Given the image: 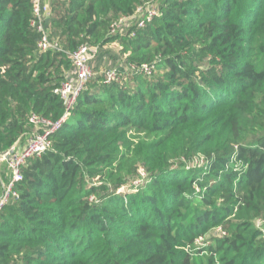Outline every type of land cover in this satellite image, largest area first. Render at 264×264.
I'll use <instances>...</instances> for the list:
<instances>
[{
    "label": "trees",
    "instance_id": "trees-1",
    "mask_svg": "<svg viewBox=\"0 0 264 264\" xmlns=\"http://www.w3.org/2000/svg\"><path fill=\"white\" fill-rule=\"evenodd\" d=\"M149 3L158 14L136 36L110 34ZM50 8L62 51L41 52L32 0H0V153L34 132L33 113H65L54 90L73 70L68 53L98 47L95 75L0 212V264H187L179 247L212 228L225 235L197 264H264L255 223L264 216V0H50ZM118 42L126 60L112 63L106 48ZM144 64L156 66L152 76L130 69ZM114 69L125 79L106 84ZM197 154L207 167L175 163Z\"/></svg>",
    "mask_w": 264,
    "mask_h": 264
},
{
    "label": "built area",
    "instance_id": "built-area-1",
    "mask_svg": "<svg viewBox=\"0 0 264 264\" xmlns=\"http://www.w3.org/2000/svg\"><path fill=\"white\" fill-rule=\"evenodd\" d=\"M32 4L34 18L31 21V26L42 35L39 41L40 51H62L59 40H52L50 37L49 24L47 25V20L51 16L50 5L45 4L44 0H32ZM157 14L158 10L152 3L139 7L134 15L124 17L112 24L110 34L123 35L126 30H129L132 32L130 36L134 37L136 36V31L145 28L147 23L151 22ZM135 27L137 30L134 29ZM97 53L98 47H93L89 44L80 46L73 53H68L73 64V70L66 80L54 90V93L64 103L65 113L57 120L33 113L30 117V124L34 128V132L27 140L25 147L19 150V141L14 147L2 155V161L7 162L10 175L7 176V180H1L3 194L0 197V212L13 199L19 198L16 187L23 180V168L31 159L43 157L52 148L53 136L68 124L80 94L95 75L91 67V62ZM130 69L132 72H140L149 77L154 74L156 66L144 64L141 67H137L131 65ZM123 76L125 75L116 69L110 70L106 73L104 82L109 84L120 81Z\"/></svg>",
    "mask_w": 264,
    "mask_h": 264
},
{
    "label": "rangeland",
    "instance_id": "rangeland-1",
    "mask_svg": "<svg viewBox=\"0 0 264 264\" xmlns=\"http://www.w3.org/2000/svg\"><path fill=\"white\" fill-rule=\"evenodd\" d=\"M156 8L158 5H156ZM93 46V45H91ZM93 47H96V46H93ZM107 50L111 51L112 55H113V60H112V63L113 62H116L121 60V63L124 62V60H126V56H123L121 57V46L118 43H112V44H109L108 47L106 48ZM115 55L117 57H119L118 59L115 60ZM119 62V67H120V64ZM108 67H111V68H115L114 65H112L111 63H109L107 65ZM122 66V64H121ZM125 69V71H128V68L127 67H123ZM104 69V68H103ZM105 71V70H104ZM99 75V74H98ZM126 76H124L122 79H125ZM121 79V80H122ZM120 80V81H121ZM222 123H223V120L222 119H216L215 120V129L213 130L214 134H215V138L219 139L218 137H221V136H218V132H220V129H221V126H222ZM209 124H204L202 126H198V128L201 130L200 132H203V135L206 134L205 131H202L205 127H208ZM211 127V126H209ZM187 129H190L189 127ZM182 131L184 130H181V131H177V133L175 132L173 135H171V137H168L167 138V145L168 146H171L170 143L173 142L175 144H177L178 142V138L180 137ZM199 132V131H198ZM31 135H28L27 137H25L23 140H21V142H23L25 145L27 143V140L29 139ZM143 137V136H142ZM153 141V140H152ZM151 141V142H152ZM154 141H157V140H154ZM26 142V143H25ZM24 145V146H25ZM177 164H185L187 168L189 169H196V168H199V167H207V159H206V156L204 154H197L195 155L191 160H185L184 158L182 159H177L175 160ZM8 164L6 161H1L0 162V183H1V180H7V176L10 175L9 173V169H8ZM140 172H141V178L134 181L133 182V186L134 187H142L144 184H145V177H146V174H145V171L143 169H140ZM3 194V189H2V186L0 184V197L2 196ZM256 225L257 227H259L263 232H264V216L262 217H258V219L256 220ZM225 234L223 233V231L220 229V228H212V229H209L204 235L200 236V237H197L193 242H187L184 246H181L179 247V252H181V254H183L184 257H186L185 259V262L187 264H197L196 260H197V254L199 253V251L208 246L209 244L212 243L213 241V238L214 237H219V236H224Z\"/></svg>",
    "mask_w": 264,
    "mask_h": 264
},
{
    "label": "crops",
    "instance_id": "crops-1",
    "mask_svg": "<svg viewBox=\"0 0 264 264\" xmlns=\"http://www.w3.org/2000/svg\"><path fill=\"white\" fill-rule=\"evenodd\" d=\"M44 3L50 5V0H44ZM23 142H24V141H23ZM23 142L20 141V143H19V145H18L19 150H21V149H23V148L25 147V146H24L25 144H24ZM25 143H26V142H25Z\"/></svg>",
    "mask_w": 264,
    "mask_h": 264
},
{
    "label": "water",
    "instance_id": "water-1",
    "mask_svg": "<svg viewBox=\"0 0 264 264\" xmlns=\"http://www.w3.org/2000/svg\"><path fill=\"white\" fill-rule=\"evenodd\" d=\"M49 23H50V19L47 20V25H48ZM4 154H5V153H4ZM2 155H3V154L0 153V162L2 161Z\"/></svg>",
    "mask_w": 264,
    "mask_h": 264
}]
</instances>
